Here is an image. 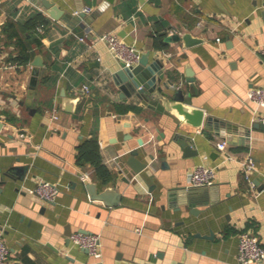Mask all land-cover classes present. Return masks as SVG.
I'll list each match as a JSON object with an SVG mask.
<instances>
[{
    "label": "crops",
    "instance_id": "1",
    "mask_svg": "<svg viewBox=\"0 0 264 264\" xmlns=\"http://www.w3.org/2000/svg\"><path fill=\"white\" fill-rule=\"evenodd\" d=\"M51 1L64 14L50 23L42 0H0V235L11 251L7 264H241V231L255 232L264 245V127L255 124L264 107L247 97L249 88L264 85V0ZM85 6L92 10L75 14ZM40 13L47 24L33 29L38 44L24 26ZM106 31L150 51V60L162 59L164 79L205 110L203 126L151 109L135 94L123 97L114 76L121 61L97 38ZM185 33L202 41L172 37ZM18 37L33 57L7 67ZM38 54L44 65L31 89ZM86 83L89 94L82 92ZM184 137L195 153L188 154ZM89 138L98 139L113 172L107 183L93 165L77 163L78 146ZM224 139L226 150L217 146ZM133 149L148 163L139 173L127 163ZM247 155L257 164L256 188L241 171ZM199 164L215 168L213 185L190 184ZM40 180L57 185L54 201L31 192ZM89 180L100 189L116 186L121 202L92 198ZM77 230L101 235L100 259L71 240Z\"/></svg>",
    "mask_w": 264,
    "mask_h": 264
},
{
    "label": "water",
    "instance_id": "2",
    "mask_svg": "<svg viewBox=\"0 0 264 264\" xmlns=\"http://www.w3.org/2000/svg\"><path fill=\"white\" fill-rule=\"evenodd\" d=\"M41 6L49 14L48 21L50 23L52 19H60L64 14L63 9L51 0H42ZM79 9L81 10L82 8ZM180 36L185 40L186 45L202 41V39L198 37H192L190 33H185L183 35L174 34L172 37L179 38ZM172 37H169V39ZM149 57L150 51H147L142 54L136 65L126 66L124 62H121V68L116 71L114 76L116 77L117 83L124 91L123 97L125 95L131 96L135 94L139 97L143 105L151 109L161 113L174 114L182 122L197 128L202 127L206 120L205 110L189 102L188 95H186L184 89L177 87L176 82L172 78L168 77L164 79L166 71L163 69L164 62L162 59L155 57L153 60H150ZM33 64L35 67L31 79V89L36 88L41 67L44 65L43 56L41 54L36 55ZM187 80L193 82L191 83L193 87L196 86L194 83L195 77H188ZM171 89L174 91L170 92ZM255 124L264 127V123L257 121ZM184 140L182 145L185 146L188 154L195 153L188 143L189 138L184 137ZM138 153L139 151L137 149H133L131 155L127 159V163L135 173L141 172L148 165L146 161H142L138 158ZM150 157L154 158L155 155L151 153ZM27 166L28 165L22 169L26 170L28 168ZM24 174L23 171L21 173L22 178ZM86 187L92 198L101 199L109 206L117 205L122 200L121 191L114 185H108L100 189V185L97 181L89 180L86 182Z\"/></svg>",
    "mask_w": 264,
    "mask_h": 264
},
{
    "label": "built area",
    "instance_id": "3",
    "mask_svg": "<svg viewBox=\"0 0 264 264\" xmlns=\"http://www.w3.org/2000/svg\"><path fill=\"white\" fill-rule=\"evenodd\" d=\"M92 10L91 7L85 6L81 10L76 9L75 14L81 15ZM98 40H102L107 43L112 54L124 62L126 66L136 65L142 52L137 48L135 43H127L117 33L106 31L99 33ZM262 53L264 55V46L262 47ZM18 62H9L7 67H18ZM82 92L89 94L91 92L90 84L86 83L82 86ZM248 99L252 100L259 107H264V85L253 86L249 88L247 92ZM53 119L59 117L58 112L55 110L52 115ZM256 121L264 123V114L257 115ZM21 136L26 137V132H20ZM218 148L226 150L229 146V142L224 139L217 143ZM230 158H233V154H229ZM241 171L246 179L251 182L252 188H256L255 183L252 181L254 171L257 170V164L255 158L252 155H247L240 160ZM83 179H88L87 174L82 175ZM189 182L194 186H210L216 182V171L213 166L206 164L196 165L189 174ZM58 187L56 184L49 180H40L35 187L31 189L32 193L38 195V197L54 201L58 194ZM71 240L81 247L88 249V251L97 259H100L103 255L101 235L95 232H85L77 230L71 234ZM11 255L10 247L0 235V264H7ZM238 261L241 264H264V245L258 234L247 229L241 231L239 234V252Z\"/></svg>",
    "mask_w": 264,
    "mask_h": 264
},
{
    "label": "trees",
    "instance_id": "4",
    "mask_svg": "<svg viewBox=\"0 0 264 264\" xmlns=\"http://www.w3.org/2000/svg\"><path fill=\"white\" fill-rule=\"evenodd\" d=\"M46 24L47 20L45 15L40 13L28 20L24 27L32 32L33 40H35L36 43L41 44V37L37 34L35 35L33 33V29H35L37 26H44ZM9 26L14 28L12 22L9 23ZM21 40L22 39L19 38V51L13 57V60L17 61L19 64H24L28 63L32 59L33 51L28 44L22 43ZM127 108L135 109L132 105H129ZM77 163L79 165H84L87 163L93 165L95 168V174L101 183H107L113 179L112 170L103 162L100 143L97 138L85 139L78 146Z\"/></svg>",
    "mask_w": 264,
    "mask_h": 264
}]
</instances>
